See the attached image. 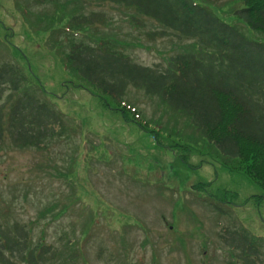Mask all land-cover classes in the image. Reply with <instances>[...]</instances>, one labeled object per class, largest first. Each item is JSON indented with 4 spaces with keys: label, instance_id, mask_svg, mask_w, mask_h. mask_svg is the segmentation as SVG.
I'll use <instances>...</instances> for the list:
<instances>
[{
    "label": "rangeland",
    "instance_id": "obj_1",
    "mask_svg": "<svg viewBox=\"0 0 264 264\" xmlns=\"http://www.w3.org/2000/svg\"><path fill=\"white\" fill-rule=\"evenodd\" d=\"M216 3L241 6L233 0ZM0 4V19L12 27V41L48 92L41 90L43 95L37 96L60 112L63 122L54 126L59 134L38 147L14 145L7 137L0 144L4 228L13 233L17 222L34 239L41 233L63 261L68 257L66 247L77 251L81 245L82 253L78 252L88 264H230L241 254L222 242L220 235L225 234L220 227L239 226L255 241L264 264V190L258 184L225 166L218 147L208 145L186 117L129 87L125 98L140 110L150 129H164L157 143L151 132L125 122L121 111L103 106L87 84L79 87L48 52L55 43L60 45L58 56L68 51L65 39L70 31L61 22L56 24L64 12L69 16L77 11L89 18L103 15L95 27L84 25L91 40L87 41L96 44L95 37L105 36L131 41L126 52L144 65L165 64L175 51L190 48L189 40L166 36L147 41L133 34L124 8L111 3L0 0ZM213 11L243 27L233 12L217 7ZM144 22L148 29L155 26ZM243 29L264 41V34ZM0 53L9 56L3 47ZM21 64L25 66L24 60ZM176 130L197 142L179 137ZM178 142L193 146L191 165L180 159L184 149L173 145ZM206 181L211 184L203 190L199 183ZM207 193H225L227 203L215 202Z\"/></svg>",
    "mask_w": 264,
    "mask_h": 264
},
{
    "label": "trees",
    "instance_id": "obj_2",
    "mask_svg": "<svg viewBox=\"0 0 264 264\" xmlns=\"http://www.w3.org/2000/svg\"><path fill=\"white\" fill-rule=\"evenodd\" d=\"M92 1L123 7L134 28L133 34L142 35L147 41L173 36L189 40L191 47L175 51L165 58V64H140L126 52L131 41L119 42L116 37L109 39L108 36L95 37L96 44L87 41L90 38L84 25L95 27L103 15L89 18L90 15L77 11L69 16L64 12L56 24L61 22L70 31L64 38L68 51L58 56L60 45L55 43L48 52L64 67L66 74L79 87L92 88L103 106L121 111L125 122H133L151 132L160 143L158 138L164 129L160 126L150 129L140 110L125 95L132 87L156 98L186 117L208 145L217 146L225 166L242 172L264 190V41L252 38L254 33L243 29L248 27L252 32L264 34V0H233L241 3L235 8H225L224 4L216 3L218 0ZM213 7L233 12L242 20L243 27L221 19ZM144 20L154 22L153 29H148ZM11 29L0 19V47L9 54L7 57L0 53V144L7 137L14 145L38 147L58 133L54 126L63 125L62 114L37 96V92L42 95V91L46 95L48 92L35 77L20 47L12 41ZM22 60L28 65L26 71ZM176 135L186 137L178 130ZM186 138L197 142L190 135ZM173 145L184 149L178 155L189 163L193 146L179 142ZM199 184L205 190L211 181ZM206 195L215 202L227 203L225 193ZM227 230L230 238L227 236L225 243L241 254L239 260L230 264H262L252 237L245 231L239 235L237 229ZM66 248L68 257L63 261L58 258V250L41 233L34 239L24 225L15 222L11 233L0 224V264H79V261L88 264L78 252L82 253L83 246L79 245L77 251L74 247Z\"/></svg>",
    "mask_w": 264,
    "mask_h": 264
}]
</instances>
